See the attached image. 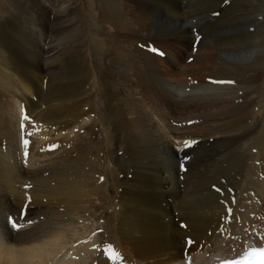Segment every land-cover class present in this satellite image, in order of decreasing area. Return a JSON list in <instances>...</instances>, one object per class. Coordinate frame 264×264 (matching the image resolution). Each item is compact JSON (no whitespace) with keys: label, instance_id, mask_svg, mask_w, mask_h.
Here are the masks:
<instances>
[{"label":"bare ground","instance_id":"bare-ground-1","mask_svg":"<svg viewBox=\"0 0 264 264\" xmlns=\"http://www.w3.org/2000/svg\"><path fill=\"white\" fill-rule=\"evenodd\" d=\"M104 2V0H99L100 5ZM121 2L127 15L130 16L123 21L128 25L129 23L137 24L138 20L141 18V16L138 15V9L131 5L130 0H122ZM65 3L67 2L65 1ZM254 5L256 4L254 3ZM55 6L56 3L54 0H40V3L37 4V9L42 13L54 14ZM63 7L66 13L70 12L71 9L67 4H64ZM102 8L104 13L102 16L103 18L104 16L107 18L112 16L106 12L104 6H102ZM179 8H171V15L173 14V16L179 18ZM260 14L261 9L259 7L251 8L252 27L256 26V28H258L260 26L256 23V20L260 18ZM117 16H112L115 17L113 21L116 23V30L119 26H122L121 23L117 27V24L120 23L119 19H116ZM120 17L121 16L118 18ZM260 21L262 22V20ZM125 23L124 25H126ZM262 23L264 24V22ZM20 24L23 25L22 20L17 19L14 25H9V27L5 26L9 32V37L5 39L0 38V98L6 102L10 100V102L12 101L14 104L13 107L11 103L12 106L7 108V112H1L2 115H0V152L3 153L0 156V182L6 183V187L3 186L4 189L6 188L5 191L7 192L5 195L8 194L11 200H13L15 196H17V200L19 199L18 201L24 199L23 195L25 191L22 192V186L25 185V180H27L30 182L29 184H31L32 189H36L37 191L36 193H32L31 196L35 202H41L43 197L47 198L51 196L52 198L50 199H54L57 204L55 205L54 203L52 205H55L54 207L57 209L58 205H60L67 208L70 212H75L73 215L81 214L84 212V207L79 205L78 202L82 204L81 199H83V197L81 196L86 195L85 185L88 184L85 182L86 180L83 182L84 176H86L88 172L86 173L85 169H83L86 161L82 158V154L79 156L67 157L66 160L58 162L50 168H42L41 170L36 169L32 170V172L31 169H29L27 173L26 170L16 166V156L10 153L13 150L15 151V132L16 127L18 128V114L20 110L26 115L29 112L35 113L33 117L36 116V118L42 119L41 121L44 122L43 127H45L46 130L48 128L50 132H59V130L64 132L68 130L71 125L77 123L82 126L81 124L83 120H85L83 116L86 114V110L85 106L82 105L83 101L76 98L77 96L83 95L85 91L81 78L77 80V86L74 87L76 90L66 91L68 93L63 92L55 94L51 97L52 101L49 103V106H44V103H40V101L45 100L46 92H48V80H46L47 77L45 78L44 74L47 76L56 69L61 70L67 66L68 62L75 64L76 70L80 69V65H82L80 62L82 54L78 44L80 29L73 25L67 28L63 33L60 32V26H57L53 33L44 34L43 32L41 33L39 28L33 25L30 32L27 33L30 28L22 27L20 29ZM131 24L129 26H131ZM187 24L188 23L183 22V24H181V32H177V34H175L176 36L172 35V38L169 39H172V42L178 40L180 44H177L178 46H182L184 49L189 50L193 42V37L191 38V35L188 33ZM175 26L177 27L176 24ZM154 31H156V28ZM237 32L235 30L228 31V34L234 33L235 37L231 35L221 40L224 45L243 47L240 49L241 51H238V49L237 51L232 50V52H230L231 48L222 50L218 49L217 46L215 53H218L219 60L215 58L216 62H214L203 58V63L207 62V66L210 68L209 71L211 74L208 78L235 79V75H240L239 77H242V82L240 80V84L235 82L238 84L237 86H240V89H245L246 87L250 89L249 91H244L248 96L242 98H235L234 96L237 95H232L233 97L229 96V98H221L219 96L221 91L219 94H211L210 97V94H208L209 91L205 88L206 86H203L204 82L198 86L177 90L171 86L172 81H167L170 88L166 85H163V87L161 85L158 86L159 84L156 85V83L152 85V91L163 95L160 101L154 99L156 102L153 103V101H151L153 98L151 100L147 98L146 100L138 102L141 98L140 94L135 93L136 89H134V87L135 84H137L136 81L142 79L146 71H149L147 74H151V72L154 71L159 73L160 71L157 68L158 65L156 66V63H154V58L149 52L147 45H140L142 49L137 46L131 47L129 53L123 52L122 49L116 50L117 48L113 50L112 57H110L112 59L110 69L111 76L104 81L105 89H103L105 94H107L106 103L109 106L106 110H108V112L111 111V117H113L115 122V143L123 144L125 149L121 152L120 156L115 153V164L121 170V176H119L118 182L115 183L116 188L119 190L116 189V196L110 199V201L113 202V208L110 209L112 210L111 214H109L110 216L108 215L107 217V213L103 218L104 226L107 230L108 242L120 249L122 256L117 259V257H111L109 253L105 255L99 252L96 255V264H210L211 261L224 253L222 249L219 248L220 240L218 233V228L227 226L220 225L221 223H219V216L224 215V208L221 204L213 202V198V201L209 200L210 197L213 196L209 192H207L209 194L208 196H204L203 190L206 192V187L209 184L218 186L220 183H226L228 180H233L236 184L235 187L240 190L247 189L252 183V175L254 174L252 170L253 167H255L252 164L255 161V155L252 153V147L248 144L250 143L249 137L252 138V136L255 135L257 143L264 142V67L262 68V64L260 65L259 63L260 60H264V57L263 59L259 57L256 61L254 59L249 60L254 53L251 51L253 46L246 47L243 45L244 42L242 39H244V37L240 39L236 34ZM69 33L74 35L69 37ZM221 34L224 33L222 32ZM51 35L53 36L52 39L50 38ZM234 40L235 42L232 45ZM212 42L214 41L212 40ZM153 46L155 47V43H153ZM11 47H13L12 50ZM201 47L203 46H200V48ZM204 52H206V50ZM211 53H213V51ZM185 56L190 57V54H185ZM170 60L175 63L173 57H170ZM246 61L248 62L246 63ZM110 62L111 61L108 63ZM211 63L213 66L210 67ZM182 67L183 66H181L180 69L183 70L184 68ZM245 70H247L248 73L242 75ZM99 72L96 71V74ZM101 73L103 72L101 71ZM169 73H171V71ZM196 75H203V69H198ZM105 77L106 75L104 78ZM168 77L169 76H167V78ZM207 87H209V85H207ZM170 89L172 91L169 93ZM230 89V91H234L236 89L235 84L232 85ZM224 90L226 89L224 88ZM173 91L177 94L173 95ZM35 97H37L38 100ZM32 98H34V101L31 100ZM136 102L140 104L138 110L131 111L130 105L136 104ZM116 104L122 107V114H120V117L117 115L118 112H115L117 107H119ZM135 104L133 105L134 108L136 107ZM127 106L128 111L124 109ZM206 107H208L210 111L215 110V112L209 111L203 113V108ZM252 108L256 110V113H253L254 115L251 114ZM4 110L6 111V109ZM6 116H9V123L13 131L7 125ZM119 118H121V120H118ZM132 119L136 121L135 126L131 125ZM192 119L193 123H190V125L193 124L194 126L191 125L192 127L187 128L188 124H185L186 122H184V120L191 122ZM92 121H94V118H92ZM173 121H183L186 126L183 125L185 128H181L180 126L172 128L170 123ZM203 122L210 124L203 126ZM86 123L88 122H85V124ZM92 123L88 126H92ZM75 127L78 126L75 125ZM47 134H49V132ZM89 140L92 139L89 138ZM252 141L253 140H251V142ZM207 142L211 143V147L203 148ZM3 143L5 145L4 151L2 150ZM195 143L199 144L200 147L193 150L191 149L189 153L183 154L185 157L181 159L177 157V152L174 149L176 145L188 147ZM184 167H186L187 171ZM54 168L57 169L51 172ZM45 173L47 175H45ZM211 187L212 186L208 188L210 191L212 189ZM211 192L215 193L213 191ZM2 193L3 192H1V194ZM79 199L81 201H79ZM52 200L50 203H52ZM206 200H209L210 203L206 202ZM1 201L0 264H49L52 255L58 249L57 245H60V242H62L67 233H70L69 229L72 225L69 226L68 223V225H66L67 227H63L67 223L64 221L60 222L57 226H45L46 229L44 228V230L42 229L41 231L38 230L40 226H43L41 222L29 218V220L33 222V226L22 222L23 224L17 228L19 231H13L12 225L7 219L9 214H12V211H8L9 207L7 202H3V199ZM74 201L75 204L70 209L68 204L71 202L74 203ZM50 205L51 204L48 206ZM59 208L60 210L62 209L61 207ZM239 211L240 210L236 209L235 214H238ZM15 216L18 217L17 214L13 217ZM237 216L240 220H243V218L246 219V222L247 218H249L245 211L244 213L240 212ZM17 217H15V219L18 221L19 219H17ZM64 219H66V217ZM71 220H73V218H71ZM244 223L242 222V224ZM185 225H187L188 230L185 229ZM235 226H237V224ZM235 226L231 225L232 230H234ZM112 227L114 231H112ZM111 236L116 239L111 241V239H113ZM185 240L191 241V243L188 244L189 247L184 248ZM102 241L104 242V240ZM60 247H62V244ZM197 249H201V251L197 252ZM230 249H232V247L229 248L228 253ZM13 250L22 252L23 255H25L24 259L22 260L16 253H12ZM75 252L78 253V249L75 250ZM228 253L223 255L227 256ZM206 254L208 255L207 257Z\"/></svg>","mask_w":264,"mask_h":264},{"label":"rangeland","instance_id":"rangeland-1","mask_svg":"<svg viewBox=\"0 0 264 264\" xmlns=\"http://www.w3.org/2000/svg\"><path fill=\"white\" fill-rule=\"evenodd\" d=\"M24 1H27V2H24ZM54 1L56 3V6L54 7V14L53 13L49 14V13H45V12L42 13V12L38 11L37 4L40 3V0H38V1H36V0H0V38L5 39V38L9 37V32L6 29V27H9V25H14V22L17 19L22 20V23H23V25L20 24V29L22 27H25L28 29L30 28L29 31H27V33L30 32L33 25H35L36 28H39L41 33L43 32L44 34L53 33L56 30L57 26H60V29H61L60 32H63V33L66 31L67 28H69L73 25L77 26L80 29V34L78 35L79 36L78 37L79 50H81V54H82V57L80 58V62L82 63V65H80V69L76 70L75 64L68 62L67 66L65 68H63L61 70L56 69V70H54L53 73H51L50 75H47V76H46V74H44L45 78L47 77L46 80H48V88H47L48 92H46L45 100L40 101V103H44V106H49V103L52 101L51 97H53L55 94L63 93L66 91H71V90H76L74 87L77 86L76 85L77 80H79V78H81V81L84 85L85 91H84V94L81 95L83 98L81 96H77L76 98H79L83 101L82 102L83 104L82 103L81 104L83 106H85V110H86V114L83 116L85 120H83V122L81 124L82 126H80V124L77 123V124L71 125V127H69L68 130H65L64 132H61L62 130H59V132L58 131L57 132H50V130L48 128L46 130V128L43 127L44 122L41 121L42 119L36 118V116L34 118H36L37 120L32 119V117L35 114L33 112L32 113L29 112V114L27 116H25L24 118H23V116H21V114L20 115L18 114V120H19L18 125L24 126V129L26 130V132H29V134H30L29 136H31V139L33 141V143H32L33 147L31 144H29V147L30 148L32 147L31 149L33 150L32 154L30 156H27V158H26L28 160L27 162L29 164V167L26 169L27 173H28L29 169H31V172H32V170H36V169L41 170L42 168H50L53 165H56L58 162L66 160L67 157L79 156L82 154L81 155L82 158H84V161H86V163H84L85 167L83 169H85L86 173L88 172L86 174V176H84L85 178L83 179V182L86 180L85 182H87L88 184L85 185L86 186V188H85L86 189V195L81 196V197H83V199L85 201L81 198L80 199L82 201L79 199V201H81V203L83 205L80 204V202H78V203H79V205L84 207L83 211L85 213L83 212L81 214H77V215L74 214L73 215V213H75V212H70L69 210H67V208H64L60 205H58V209H57L56 207H54L55 205H57L55 203V200L50 199V198H52L51 196H48L47 198L43 197L41 202H35L33 197H31V196H32V193H34V192L36 193L37 191H36V189L31 188V190H29L30 192L29 191L28 192H29V199H31L32 201L28 205L26 220L30 221L29 218L30 219L33 218V219L37 220V218H39L41 224L43 225V226H40V228L38 229L41 231H42V229L44 230V228L46 229V227H48V226H52V227L54 225L57 226V225H59L60 222H64V221H66L67 223L65 222L66 224L63 227H67L66 225H68V223H69V226L72 225V227H70V229H69L70 233H67V234L65 233L66 236L64 237V239H66V240H64V239L62 240V242L63 241H65V242H63V243L60 242V245L62 244V247H60V245H57L58 246L57 250L59 252L57 250H56V252H54V254L52 255V258L50 259L51 262H49V264H90V263L96 264V261H95L96 255L99 252H101L102 254H106L105 252H108V251H102V248L107 247V243H109L107 230H106V227L104 226V218L103 217L107 213H108L107 217L109 214H111L112 210H110V209L113 208V206H112L113 202H111L110 199H112L114 196H116L115 195L116 191L119 190L118 188H116L115 183L118 182L117 180H118L119 176H121V170L115 164V157H116L115 153L119 154V156H120L121 152H123V150L125 149L123 144H120V143L116 144L115 143V138H114L115 137V122L113 120V117H111L112 116L111 111L108 112V110H106L109 108V106L106 103L107 102V94H105V92H104V89H105L104 88L105 87L104 81L106 80V78L111 76L110 69H111L112 59L110 57H112L113 50H115L117 48L116 50L122 49L123 52L129 53V50L131 49V47L133 48V47L137 46L138 48L142 49V47L140 45H142V46L147 45L149 48V52H150V49L152 52H154V53H152V52H150V53L154 58V63H156V66L158 65L157 68L160 72L156 73L154 71V72H151V74L150 73L147 74L149 71H146L145 72L146 74L143 76L144 78L142 77V79L136 81L137 84H135L134 89H136L137 91L135 90V93L140 94V98H141L138 102H140L142 100H146L147 98H150L149 100H151L153 98V100H151V101H153V103H155L156 101H160V98H162L163 95L161 93L152 91L153 90L152 85H153V83H156V85L159 84L158 86L161 85L163 87V85H166L169 87V83H167V81L168 82L172 81L171 86H173L177 90L181 89V88L187 89L188 87H191V86H198L200 84H203V82H204L203 86H206L205 88L209 91L208 94H210V97H211V94H219L220 91H221V94L224 95L223 96V95L219 94V96L221 98H223V97L229 98V96L233 97L232 95H237V96H234L235 98L246 97L248 95L244 91H247V90L249 91L250 89L248 87H246L245 89L244 88L240 89V86H237L238 84H240L239 80L242 82V80H241L242 77H239L240 75H237V76L235 75V79L234 78L217 79V78H212V77L208 78V76L211 74L209 71L210 68H208L207 62L203 63V58H205V60H211V61L216 62L215 58L216 59L219 58L218 53H215L217 46H218V49H222V50H226V49L231 48L230 52H232V50L237 51L238 49H239L238 51H241L240 49L243 47L237 46V47H239V48H237L236 46L224 45L222 40H221L222 38H225V37L227 38L228 36H231V35H234V37H235L234 33L228 34V31L235 30L236 32L239 31L236 34L240 37V39H242L244 37V39H242V41L244 42L243 45H245L246 47H248V46L252 47L253 46L251 48V51H252V53L253 52L254 53H253V56L251 55L249 60L254 59L256 61V59L257 58L259 59V57H261V59H263V57H264V26L263 25L264 24L262 22H264V12H262V11H264V7H263L264 6V0H254V1L253 0H192V1L191 0H160V1L159 0H130L131 5L134 8L138 9V11H139L138 15L141 16V18L138 20L137 24L129 23V25L131 24V26H129L128 24H126L123 21V20H125V18H128L130 16L127 15L125 9L123 8L122 2H121L122 0H104L105 2L102 3V5H100L99 0H97V1L96 0H54ZM65 1L67 3H65ZM114 2H116V3H114ZM254 3L256 5H254ZM64 4H67L69 6V8L71 9L69 13H66V11L64 10V7H63ZM179 5H180V8H179ZM102 6H104L106 8V12H108L112 16L116 17L118 15L116 19L117 20L119 19L120 23L117 24V27L121 23H122L121 24L122 26H119L117 28V30H116V25H115L116 23H114V21H113L115 17H112L111 15H110L111 17H108L110 19H108L105 16H104V18L102 17L104 15ZM164 6H165V8H164ZM172 6L178 7L180 9V11L178 12L179 18H176L175 16H173V14L171 15L170 9L173 8ZM252 7H254V8L259 7L261 9V14L259 15L260 18L256 20L257 21L256 23L260 25L258 28H256V26L252 27V23H251V8ZM114 12H115V14H114ZM119 16H121V17L118 18ZM261 18H263V19H261ZM101 20L104 21L105 23L102 22ZM157 20H159V21H157ZM260 20H262V22ZM258 21H260V22H258ZM183 22L188 23L186 25L188 27L187 28V30L189 31L188 33H189V35H191V38L193 37L192 38L193 43L191 44L189 50L184 49V47H182V46H178V45H180L178 43V40L174 39L175 41L172 42V39H169V38H172V35L176 36L175 34H177V32H181V30H182L181 24H183ZM124 23L127 26L124 25ZM146 23H148V24H146ZM175 24L177 25V27L175 26ZM100 26H101V28H100ZM106 28H107V30H106ZM155 28H156V31H154ZM159 28H162V29H159ZM164 28L167 30H165ZM95 29H98L101 32H99L98 30H95ZM161 31H162V33H161ZM222 32L224 34H221ZM108 33H109V35H108ZM163 34H164V36H163ZM71 35L72 34L69 33V37H71ZM52 37L53 36L51 35L50 38L52 39ZM211 39L215 43L212 42ZM122 40H124V41H122ZM112 41H114V42H112ZM144 41H145V43H144ZM209 41H211V42H209ZM258 41H259V43H258ZM201 42H203V43H201ZM220 42H222V43H220ZM234 42H235V40L233 41L232 45L234 44ZM153 43H155V47L153 46ZM165 43H166V45H165ZM121 46H122V48H121ZM200 46H203V47L200 48ZM210 47H211V49H210ZM8 48H10V47H8ZM177 48H179V49H177ZM12 49H13V47H11V50ZM172 50H173V52H172ZM201 50H203V51H201ZM205 50H206V52H204ZM212 51H213V53H211ZM162 54H163L162 57L157 56V55L161 56ZM185 54L186 55L190 54V57H186ZM170 57L171 58L173 57V60L175 61V63H173L170 60ZM107 58H109L111 60H109ZM109 61H111V62L108 63ZM247 62L248 61H246V63ZM259 63H260V65L262 64V68H263L264 67V60H260ZM70 64H72V65H70ZM104 65L106 66V68ZM160 66H161V68H160ZM181 66H183L182 67V68H184L183 70L180 69ZM194 66H195V68H194ZM211 66H213L212 63L210 65V67ZM96 69H98V70H96ZM172 69H174V70H172ZM198 69H203V75H196V71ZM107 70H108V72H107ZM96 71L97 72L100 71L99 73H97L98 75L96 74ZM101 71L103 73H101ZM170 71L172 74L169 73ZM177 72H179V73H177ZM104 73H106V74H104ZM152 73H154V74H152ZM245 73H248V71L245 70V72L242 75H244ZM75 74H77V75H75ZM157 74H159V75H157ZM160 74H161V76H160ZM169 74H171V75H169ZM175 74H177V75H175ZM205 74H207V75H205ZM221 74H224V73H221ZM105 75H106V77L104 78ZM147 75L149 78L147 77ZM101 76H103V77H101ZM167 76H169V77L167 78ZM63 78H64V80H63ZM154 79H156V80H154ZM149 80H150V82H149ZM232 81H233V83H232ZM229 82H231V83H229ZM235 82L238 84H236ZM147 83H149V84H147ZM221 83H223V84H221ZM62 84L64 85V87ZM211 84H212V87H211ZM234 84H235L236 89L234 91H230L231 90L230 87ZM182 85H183V87H182ZM207 85H209L210 88L207 87ZM216 85H217V87H216ZM215 88H217V89H215ZM224 88L226 90H224ZM170 91H172V90L170 89L169 93H170ZM66 93H68V92H66ZM172 94L174 95L177 93H174V91H173ZM0 96H1V94H0ZM143 97H144V99H143ZM35 98L38 100L37 97H35ZM31 100L34 101V98H32ZM3 101L4 100L0 98V115H2V113L7 112V108L9 106H12V104H13V102L12 101L10 102V100H8L9 102L8 101L3 102ZM103 104H104V106H103ZM134 104L130 105L131 111H137L138 107L140 106V104H138L136 102V104H135L136 107L134 108V106H133ZM116 105L119 106L118 104H116ZM13 107H14V104H13ZM206 108H203V113H207L210 111V109L208 107H206ZM4 109H6V111ZM121 109H122V107L119 106V107H117V110L115 111V112H118V114H117L118 117H120V114H122ZM124 109H126L128 111V106ZM1 110H3V111H1ZM85 110H84V112H85ZM251 110H252L251 114L254 115L256 113L255 108H252ZM20 112L22 113L21 110H20ZM210 112L214 113L215 110H211ZM6 117L8 118V119L6 118L7 125L13 131V128L11 127V124L9 123V116H6ZM0 118H1V116H0ZM92 118H94L95 122L92 121ZM30 119H32V120H30ZM27 120H30L29 124L27 123ZM118 120H121V118H119ZM192 121H193V119L191 120V122H188V120L187 121L184 120V122H186L185 124H188L187 128L194 126L193 124H191L192 126L190 125V123H193ZM34 122H36V123L40 122V124L37 126V128H38V130L44 131L43 134L40 132H37V134L42 138L41 140H37L36 135L33 134V131H35V130L31 127V125H33ZM41 122H42L43 126L41 125ZM85 122H88V123L85 124ZM173 122L175 124H177V123H179V124L175 125ZM173 122H172L173 124L170 123L172 128H175V127L177 128L179 126L181 128H185L183 126V125H185L183 121H179V122L173 121ZM91 123H92V126H88ZM94 123L95 124L97 123V124L95 125ZM206 124H210V123H204L203 122V126H206ZM75 125L78 127H75ZM83 125H85V126H83ZM131 125H134V126L136 125V121H134V119H132ZM48 132H49V134H47ZM89 138H91L92 140H89ZM255 138H256L255 135H253L252 138L249 137L250 143H248V144H250V147H252L251 148L252 153H254V155H255V161H254L255 163L254 162L252 163L253 166H255V167H253V170H252V172L254 174L252 175L251 185L245 190H240L239 188L235 187L236 184L233 182V180H228V181H226V183L222 182L218 185L219 187H221L224 190V193H225V196L222 199H219L218 194L212 193L211 192L212 189H211V191H210V189H208L210 186H214L215 184L214 185L213 184L207 185L206 192H205V190H203V194H205L204 196H208L209 194L207 192H209L213 196L210 197V199L209 198L208 199L211 201L214 200L213 202H217V204L219 203V200L230 202V198L232 196L235 197V204L236 205H234L233 211H235L236 209L237 210L243 209L245 211L247 217H249L250 214L256 213V212L252 211V210L245 209L246 206L248 208H252V207L255 208L256 211H258V214H261L263 212V208H264V144H263L264 142H260L261 144L257 143V141H256L257 138L256 139ZM251 140H253V141L251 142ZM25 142H27V140L23 141L24 144H25ZM252 143H253V145H252ZM210 144H211L210 142H207L205 144V146H203V148H210L211 147ZM197 147H200V145L199 144H193L190 147L188 146L185 149L188 151L184 152L183 154L189 153V151L191 149L193 150ZM14 148H15V151L13 150L10 153L13 156L14 155L16 156V151L18 149V128L17 127H16V132H15V147ZM50 148H54L56 150L54 152H52L53 150L52 151L50 150L51 153L49 151H43L42 154L41 153L39 154V152H38L39 150H43V149L49 150ZM175 148L180 149L178 147H175ZM2 154L3 153L0 152V156ZM41 155H42V157H39ZM178 156H181V155L180 154L178 155V153H177V157ZM87 159H88V161H87ZM0 163H1V161H0ZM91 164H92V166H91ZM56 169L57 168H54L51 172L55 171ZM45 175H47V174L45 173ZM248 178H247V180H248ZM67 179H69V178H67ZM1 183L2 182H0V190L2 189L1 192H3V193L1 194V192H0V196H1L0 197V206H2L1 200L3 199V202H7V204H8V207H9L8 211L9 212L12 211V214H9V216H14L17 214L18 217L17 216H15V217H17V219H19L20 209L22 207L21 205H23V203L25 202V199L18 201L19 199L17 200L16 199L17 196H15L13 199L15 202L13 200H11L10 197L8 196V194L5 195L7 192L5 191L6 188L4 189L3 186L6 187L5 186L6 183L5 182L2 184ZM226 186H229L230 188H232V190L234 192L233 195L227 194ZM3 189H4V191H3ZM22 192H24L23 189H22ZM88 193H90V194H88ZM94 194L96 197L94 196ZM253 194L258 199L256 197H254ZM214 195L216 198L214 197ZM212 198H213V200H212ZM51 200H52V203H50ZM209 200H206V202L210 203ZM86 201H87V203H86ZM54 203H55V205H52ZM72 203L73 202L68 204V207L70 209L75 204V201L73 204ZM243 203L245 206L243 205ZM260 203H262V205H260ZM49 204H51V205L48 206ZM59 207H61L62 209L60 210ZM63 208L66 210H64ZM240 212L241 211H239V213ZM58 215H60V216H58ZM64 216L66 217V219H64L65 218ZM62 218H63V220H62ZM71 218H73V220H71ZM244 220L246 223V219H244V218H243V220H240L239 222L242 224V222L244 223ZM25 223L28 224V222H25ZM18 226H20V225H18ZM100 226H101V228H100ZM102 228L104 229V231ZM185 229L188 230L187 225H185ZM234 230L237 233L240 232V228H239L238 224H237V226H235ZM17 231H19V230H17ZM112 231H114L113 227H112ZM93 233L97 234V236L95 237V244L93 242H91L90 240L86 243V245L82 244L86 241L83 238L89 239V236L90 235L92 236ZM218 233H219V231H218ZM68 234H71V235H68ZM101 234H103V235H101ZM104 234H105V236H104ZM230 234H232V233H230ZM67 236H71V237H67ZM262 236H263V240H264V232H262ZM111 237L113 238V239H111V241L116 239L113 236H111ZM102 240H104V242ZM219 240H220V247L219 246L218 247L220 249H222V251L224 253H227L230 247L229 246H226V247L223 246V240L220 237V233H219ZM76 242H77V246L75 247ZM105 243H106V245H105ZM226 243H231V241H227ZM110 244H112V243H110ZM83 247H85V248H83ZM96 247H97L98 252L95 254V252L92 250L95 249ZM98 247H99V249H98ZM77 249H78V253L75 252V250H77ZM105 250H107V249H105ZM12 253H16V255L18 257H20L22 260L24 259L25 255H23L22 252H20V251L18 252V251L13 250ZM76 256H79V257H76ZM206 256H208V255L206 254Z\"/></svg>","mask_w":264,"mask_h":264},{"label":"snow or ice","instance_id":"snow-or-ice-1","mask_svg":"<svg viewBox=\"0 0 264 264\" xmlns=\"http://www.w3.org/2000/svg\"><path fill=\"white\" fill-rule=\"evenodd\" d=\"M229 83H231V82H229ZM22 127H23V125H22ZM25 143H27V142H25ZM9 219H10V222H11V218H9ZM13 226H14V227H16V225H15V224H13Z\"/></svg>","mask_w":264,"mask_h":264}]
</instances>
